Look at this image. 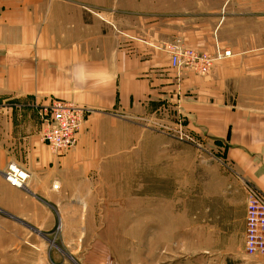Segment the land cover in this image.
I'll return each instance as SVG.
<instances>
[{
	"label": "crops",
	"instance_id": "0c3cea01",
	"mask_svg": "<svg viewBox=\"0 0 264 264\" xmlns=\"http://www.w3.org/2000/svg\"><path fill=\"white\" fill-rule=\"evenodd\" d=\"M101 2L0 0V209L46 226L54 217L51 201L99 175L112 154L103 143L109 134L98 136L99 143L90 136L94 127L102 128L99 122L107 126L104 121L110 120L104 118L119 114L141 124L161 109L172 112V119L176 110L197 140L179 150L201 155L186 158L184 177L172 175V196L184 201L185 210L189 204V214L180 216L197 218L196 202L202 200L211 215L207 246L193 245L196 252L182 255L186 261L176 255V264H264L263 255L245 251L247 190L254 187L264 195V27L226 28L235 14L257 21V8L247 10L256 0L226 1V17L202 1L172 0L157 13L135 12L131 22L119 19L125 26L115 24L116 31L85 7L112 9ZM262 15L259 11L261 21ZM173 39L213 56L231 55L218 58L206 75L192 67L179 71L163 48ZM54 98L73 101L87 113L76 146L59 157L41 141L40 109ZM10 163L30 174L24 186L6 180ZM151 196L161 200L159 189ZM235 222L242 231L236 242ZM189 227L196 236L200 232L196 223ZM180 243L167 244L166 251L184 250Z\"/></svg>",
	"mask_w": 264,
	"mask_h": 264
},
{
	"label": "rangeland",
	"instance_id": "374dc122",
	"mask_svg": "<svg viewBox=\"0 0 264 264\" xmlns=\"http://www.w3.org/2000/svg\"><path fill=\"white\" fill-rule=\"evenodd\" d=\"M183 1H202L205 8L222 11L223 17L230 8H226V1L230 0ZM102 2L104 5V2L108 3L112 9L104 11L93 4L85 7L116 31V25L125 26V21L137 20L129 18L131 14L137 12L143 15L144 11L157 13L161 5L172 0ZM248 3L247 10L250 12L255 10L252 7L257 8L258 22L251 16L235 14L227 21V32L249 30L256 26L260 28L262 24L264 27V0ZM234 7V11H240ZM259 11H262L263 22ZM119 19L125 21L119 22ZM174 111L172 119V112L161 109L154 118L143 119L141 124L134 118L126 122L119 114L104 118L110 120L104 121L107 126L99 122L102 128L94 127L95 134L92 131L90 136L99 143L98 136L109 134L110 137L105 138L103 143L106 146L110 144L106 151L112 154L104 159L106 165L99 175L89 176L82 182L84 185L68 188L56 201H51L54 217L46 226L35 227L0 209V264H176L178 257L185 260L182 255L191 256L196 252L195 246L199 249L207 246L209 233L206 229L211 215L204 208L205 202H196L201 205L198 208L200 213L197 218L191 219L186 215L180 216L182 211L189 214L188 202L185 203V210L182 206L184 201L172 196V175L178 173L180 178L181 173H186V158L194 156L200 160L201 155L179 150L195 142L180 138V134L175 132L177 123H182L183 117ZM86 119L87 114L81 129ZM85 135L88 137L87 130ZM157 188L161 194L159 202L151 196L158 192ZM60 201L61 205L57 206ZM60 213L64 216L60 217ZM192 223L199 227L197 236L189 232ZM232 226V241L236 242L242 231L237 222ZM178 242L184 250L166 251L167 244ZM162 260H165L164 263Z\"/></svg>",
	"mask_w": 264,
	"mask_h": 264
},
{
	"label": "built area",
	"instance_id": "2783aa9c",
	"mask_svg": "<svg viewBox=\"0 0 264 264\" xmlns=\"http://www.w3.org/2000/svg\"><path fill=\"white\" fill-rule=\"evenodd\" d=\"M163 48L170 55L171 67L179 71L192 67L201 75L209 74L218 58L231 55L230 51L220 52L217 56L197 51L186 47L180 39L163 43ZM85 111L76 103L59 98L53 99L40 109L44 120L41 141L49 146L56 157L67 153L77 144L78 133L87 114ZM185 126L182 120V123H177L175 132L180 134V138L197 142L196 138L187 132ZM3 174L13 187L24 186L30 177V174L16 163H10ZM53 187L59 188L56 185ZM246 211L245 251L248 255L264 256V195L254 187L247 190Z\"/></svg>",
	"mask_w": 264,
	"mask_h": 264
},
{
	"label": "clouds",
	"instance_id": "9594fccd",
	"mask_svg": "<svg viewBox=\"0 0 264 264\" xmlns=\"http://www.w3.org/2000/svg\"><path fill=\"white\" fill-rule=\"evenodd\" d=\"M77 79H81V80H82V79H83V77H82V76H80V75H78V76H77Z\"/></svg>",
	"mask_w": 264,
	"mask_h": 264
}]
</instances>
